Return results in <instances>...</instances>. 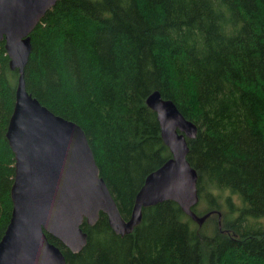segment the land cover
<instances>
[{
	"label": "trees",
	"instance_id": "obj_1",
	"mask_svg": "<svg viewBox=\"0 0 264 264\" xmlns=\"http://www.w3.org/2000/svg\"><path fill=\"white\" fill-rule=\"evenodd\" d=\"M27 94L77 125L119 216L171 158L145 99L158 92L196 127L186 161L197 203L141 209L122 237L98 215L65 264H264V0H59L29 34ZM17 73L0 43V239L13 156L4 134Z\"/></svg>",
	"mask_w": 264,
	"mask_h": 264
},
{
	"label": "water",
	"instance_id": "obj_2",
	"mask_svg": "<svg viewBox=\"0 0 264 264\" xmlns=\"http://www.w3.org/2000/svg\"><path fill=\"white\" fill-rule=\"evenodd\" d=\"M57 1L0 0V43L8 68L17 73L4 134L14 163L11 213L0 239V264H65L46 235L77 254L86 241L82 221L92 227L99 214L120 237L139 223L141 209L169 199L176 200L196 223L205 218H196L190 211L197 203L196 174L186 161V140L194 139L196 127L158 92L150 93L145 104L155 115L160 139L171 158L146 176L127 221L119 216L98 176L82 130L27 94L23 73L31 51L29 34Z\"/></svg>",
	"mask_w": 264,
	"mask_h": 264
}]
</instances>
